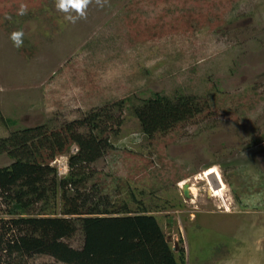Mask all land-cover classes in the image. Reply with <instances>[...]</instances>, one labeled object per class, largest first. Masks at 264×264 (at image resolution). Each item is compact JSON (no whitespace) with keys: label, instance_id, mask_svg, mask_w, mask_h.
<instances>
[{"label":"rangeland","instance_id":"obj_1","mask_svg":"<svg viewBox=\"0 0 264 264\" xmlns=\"http://www.w3.org/2000/svg\"><path fill=\"white\" fill-rule=\"evenodd\" d=\"M64 16L55 0H0V141L69 127L49 163L60 183L79 151L69 137L107 140L75 188L108 206L65 215L69 188L49 192L48 209L24 216L72 221L65 262L34 254L8 264H106L119 253L87 261L148 215L184 264H264V0H93L86 19ZM12 163L0 152V168ZM209 168L220 198L201 177ZM179 181L195 195L185 199ZM11 219L0 196V226Z\"/></svg>","mask_w":264,"mask_h":264},{"label":"trees","instance_id":"obj_2","mask_svg":"<svg viewBox=\"0 0 264 264\" xmlns=\"http://www.w3.org/2000/svg\"><path fill=\"white\" fill-rule=\"evenodd\" d=\"M37 128L12 133L7 139L0 141V152H8L9 158L13 160L10 166L0 168V196L7 208V214L15 217L1 222L0 264H8L15 257L23 260L34 254L65 260L63 255L69 253L70 248L63 240L75 233L72 221L63 218L41 219L24 216L39 204L48 209L47 194L50 192L54 196L58 187L69 188L68 191L71 192L68 202L73 201L72 209L68 213L65 212V215L87 213L99 216L101 211L99 207L105 202L104 207L108 206L106 198L95 201V198L88 197L75 188L78 184L76 181L75 185L77 180L75 178L81 177L83 166L94 163L101 154L107 152L111 148L110 143L103 139L95 138L84 142L79 138L69 137L70 141L77 144L79 151L70 158V172L57 183V171L50 167L49 163L56 154L63 152L66 147L62 143L63 135H67L71 129L68 127L63 129V133L49 134L48 131H40L41 128ZM157 130L159 129L153 128L151 131L145 130L144 133L152 134ZM98 220V218L85 220L84 223L88 224L82 230L94 231ZM131 221L127 236L116 239L111 243L113 246L108 249L100 248V254H91V259L89 258L87 262H102L112 251L119 255L110 257V262L106 264H184L182 257L180 260L176 259L154 217L136 216ZM90 225L91 228L88 230Z\"/></svg>","mask_w":264,"mask_h":264},{"label":"clouds","instance_id":"obj_3","mask_svg":"<svg viewBox=\"0 0 264 264\" xmlns=\"http://www.w3.org/2000/svg\"><path fill=\"white\" fill-rule=\"evenodd\" d=\"M93 0H55L56 9L65 14L64 19L72 24L77 23L81 19H86V11ZM96 4L103 8L107 5L108 0H95ZM27 12V5H21L19 15ZM75 13V15H73ZM25 33L23 30L13 31L10 40L14 47L20 48L24 43Z\"/></svg>","mask_w":264,"mask_h":264},{"label":"bare ground","instance_id":"obj_4","mask_svg":"<svg viewBox=\"0 0 264 264\" xmlns=\"http://www.w3.org/2000/svg\"><path fill=\"white\" fill-rule=\"evenodd\" d=\"M213 177L214 179L210 181V178ZM201 177L209 184V186L211 187V189H209L210 193L212 194L213 197L215 198H220V196L222 195V192L224 191L225 187H224V183L221 181L220 176L218 171L215 168H209L206 170V172L204 174L201 175ZM201 179V178H198ZM186 182V181H185ZM190 183V182H189ZM178 186H180V188L182 187V185L184 184V182L179 181L178 182ZM188 191L189 194L191 193L193 196L195 195V189L193 186H189L188 185ZM191 195V196H192ZM212 197V198H213ZM223 197V196H222ZM227 200V199H226ZM221 202V201H220ZM224 202V201H223ZM222 209V208H221ZM226 212V211H225Z\"/></svg>","mask_w":264,"mask_h":264},{"label":"water","instance_id":"obj_5","mask_svg":"<svg viewBox=\"0 0 264 264\" xmlns=\"http://www.w3.org/2000/svg\"><path fill=\"white\" fill-rule=\"evenodd\" d=\"M181 193L183 195V197L185 199H189L190 198V194H189V191H188V184L184 183L181 187Z\"/></svg>","mask_w":264,"mask_h":264}]
</instances>
